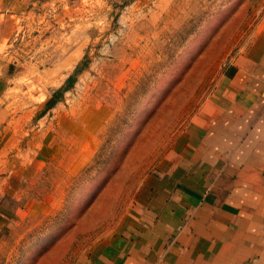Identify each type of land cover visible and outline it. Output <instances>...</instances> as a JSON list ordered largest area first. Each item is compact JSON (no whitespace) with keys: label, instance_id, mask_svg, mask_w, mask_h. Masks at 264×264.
Listing matches in <instances>:
<instances>
[{"label":"rangeland","instance_id":"1","mask_svg":"<svg viewBox=\"0 0 264 264\" xmlns=\"http://www.w3.org/2000/svg\"><path fill=\"white\" fill-rule=\"evenodd\" d=\"M263 19L264 0H30L1 45L0 264H87L124 237Z\"/></svg>","mask_w":264,"mask_h":264},{"label":"crops","instance_id":"2","mask_svg":"<svg viewBox=\"0 0 264 264\" xmlns=\"http://www.w3.org/2000/svg\"><path fill=\"white\" fill-rule=\"evenodd\" d=\"M29 3L0 0V54ZM252 50L246 76L216 84L140 188L124 237L87 264H264V19Z\"/></svg>","mask_w":264,"mask_h":264},{"label":"trees","instance_id":"3","mask_svg":"<svg viewBox=\"0 0 264 264\" xmlns=\"http://www.w3.org/2000/svg\"><path fill=\"white\" fill-rule=\"evenodd\" d=\"M76 71H77V69H75V72ZM73 80H74V76L73 75L71 77H68L66 87L70 86L71 83L73 82Z\"/></svg>","mask_w":264,"mask_h":264}]
</instances>
